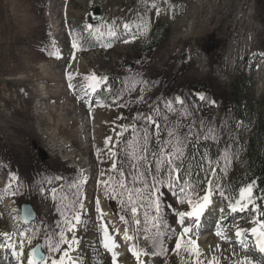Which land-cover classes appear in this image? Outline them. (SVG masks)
I'll list each match as a JSON object with an SVG mask.
<instances>
[{"label": "rangeland", "instance_id": "obj_1", "mask_svg": "<svg viewBox=\"0 0 264 264\" xmlns=\"http://www.w3.org/2000/svg\"><path fill=\"white\" fill-rule=\"evenodd\" d=\"M156 27L164 39L155 42L149 34ZM93 75L113 77L115 92L100 96L98 86L106 79L94 85ZM196 86L206 90L198 92ZM238 95L259 112L264 0H0V231L7 234L10 255L3 264H29V250L38 242L45 255L36 261L40 264H60L62 256L66 264L64 253L74 249L77 264H107L113 252L122 264H138L129 251L134 242L119 239L103 202L145 240L151 252L140 257L143 264H264V245L251 231L260 232L259 210L249 204L232 211L222 197L226 181L244 170L241 139L247 138L248 124L228 106ZM157 127L163 143L151 136ZM145 131L149 151L141 154L149 162L141 164L142 172L155 170L152 153L168 150L170 131L179 136L183 151L190 136L223 145L220 181L199 223L194 218L179 222L178 213L189 206L178 201L182 185L163 165V175L156 177L164 181L157 185V227L146 199L137 201L141 223L136 224L127 193L113 191L123 181L127 189L149 192L144 184L151 186L153 177L137 178L132 167L139 163L132 154L144 143ZM69 143L71 148H65ZM69 152L85 159L87 177L64 157ZM113 152L119 158L115 170ZM24 202L36 212L29 224L20 223ZM65 221L75 226L73 231ZM217 223L221 235L214 230ZM185 227L191 231L177 250L176 238ZM105 230L117 245L111 251L104 247ZM61 232L70 242L74 237L76 247L59 243ZM56 244L59 249L50 251Z\"/></svg>", "mask_w": 264, "mask_h": 264}, {"label": "trees", "instance_id": "obj_2", "mask_svg": "<svg viewBox=\"0 0 264 264\" xmlns=\"http://www.w3.org/2000/svg\"><path fill=\"white\" fill-rule=\"evenodd\" d=\"M158 33H161L160 35L163 37L159 39L160 35H158ZM163 34L164 33L156 27L150 32L149 39L155 42L160 41L164 39ZM215 77L218 78L217 76ZM116 85L115 79L111 76H107V81L100 91L101 95L105 97L108 95L111 96L116 90ZM105 87H107L106 90ZM193 88H195L196 91L206 90L203 86H196ZM260 105L261 108L259 112L255 113L244 95H238L237 99L228 102L233 116L239 121H247V128L249 129L246 140L243 142V139H241V149L242 152L245 151L244 170L242 173L230 177L224 185V196L230 203L235 202V198L240 193L242 187H247L253 182L255 183L253 184L251 195L252 202L257 204L264 200V99ZM162 134L161 127H157L151 136L155 137V141L159 140L160 143H163ZM222 148L223 145L219 144V142H214V140L207 141L202 138L196 139L191 136L187 140V145H184V155L175 162L176 165H180L179 173H176L175 176L178 177V181L184 184L185 193H189L194 200L197 197H202L205 190H210L211 192L214 186L219 183L220 174L217 172ZM115 160L116 165H118V154H116ZM79 180L82 182L80 175ZM185 181H187V185ZM192 188L195 189L194 192L191 191ZM187 198L186 195L181 193L178 200L181 201V199H184L185 202L181 204L187 206ZM112 212L121 220V216L116 209H113ZM260 217L264 220V213H262ZM122 223L128 230V234L133 237L134 244L138 250H143V252L146 253L151 252L143 238L131 233L128 222L123 220ZM0 234H2L1 231ZM9 258L5 236L0 235V264L6 262Z\"/></svg>", "mask_w": 264, "mask_h": 264}, {"label": "snow or ice", "instance_id": "obj_3", "mask_svg": "<svg viewBox=\"0 0 264 264\" xmlns=\"http://www.w3.org/2000/svg\"><path fill=\"white\" fill-rule=\"evenodd\" d=\"M125 27H127V25H125ZM110 35H114V33L109 32ZM73 48H76V42H73ZM71 78V77H69ZM90 79L94 82V85H98L101 82V79H107L105 78H97L95 75L91 76ZM71 87V85H69ZM145 119L149 122V123H155L153 118L151 116H147L145 117ZM169 135L173 137V141L168 142V150L165 151V149L163 147H161L159 149V154L157 155V153L153 152L152 155L154 157H156V161H155V170L154 171H141V164H147L148 161V157L146 155H142L141 153H146L149 151V149L147 148V131H145L143 140L144 143L139 145L133 152L132 154V160L133 161H139V163H133L132 167L136 170L137 173V178H143L146 177L148 175H151L153 177V184L151 186H149L147 183L144 184L145 188H149V192L147 194H145L143 192V190L141 188H135V189H127L124 182L121 181L118 183V187L114 188L113 191L117 192L119 195H124L125 193H127V197H128V203L131 205L130 207V211L132 213V218H133V222L136 224H140V220L137 219V212H138V208H137V201L138 199H146L148 201V205L147 207L149 208H153L155 210V216L152 217V225L153 227H157V221L160 220V213H161V199H160V194H159V188L157 187V185L159 184H163L164 181L162 180H157L156 177L158 175H163V173L161 172V165L165 166V168L168 170L169 172V176L173 178V180L178 179L177 176H174V174L179 173L180 170V165H176L175 162L177 159H179L180 157H182L184 155L183 152V145L182 142L180 141L179 136L175 133L170 131ZM108 140H110V138L106 139L105 143H108ZM112 155H115V153L113 152ZM175 165V166H173ZM117 167L116 163H113V170H115ZM121 175H124L123 171H121L120 173ZM13 179H15V176L13 175L12 177ZM105 183V187L107 189V187H109L110 185L108 184V182H104ZM255 182L249 184L247 187H242L240 189V199L236 201L237 205H240V209L239 210H244L247 207V204H241V201L244 199L248 200V203H252L251 200V195H252V189H253V184ZM185 184L187 185V181H185ZM169 187L172 186L171 183L168 184ZM179 191L186 195L187 198V204L190 208V211L187 212H179L178 213V217H179V222L181 224L184 223L185 218H195L196 223H199V218L200 216L204 213L205 209L209 206L211 200V192L210 190H205V193L202 197H197L195 200L191 197V195L189 193H185V187H180ZM192 192L195 191L194 188L191 189ZM111 198H116L115 196L111 197ZM181 203H184V199H181L180 201ZM229 207L231 208L232 211H237V207L235 205H229ZM97 210L99 211V201H97ZM146 216V221L147 222V213L145 214ZM73 220L76 221L77 224H79L81 222V218L79 214H75L73 216ZM121 220H124V217H121ZM65 223L67 224V230L68 231H73L74 229V225L69 222V221H65ZM262 228H264V225H261ZM147 231V229H145ZM191 231L190 228L185 227L183 228L181 234L179 237L176 238V249L179 250L181 249L182 245L185 244L184 241V237ZM252 233L256 234L258 239L260 240V243L262 245H264V231H260L257 232L256 228H253ZM0 235H7V234H0ZM217 235H221L220 232H217ZM237 236H240L241 233L238 231L236 233ZM104 238H105V242H104V247L106 249H108L109 251H111L112 248H115L117 245L115 243H110V237L107 233V231H104ZM124 239L126 240H132L133 237L130 236L128 234V230L125 229L124 232ZM73 242H75V238L73 237ZM59 243H69V241L65 238L63 232L60 233V242ZM187 244H191L193 245V248H195V241L192 240H188ZM39 245H37L36 248H34L32 250V252L29 254V264H36V261H34L32 259L33 256L36 255V253L39 251ZM59 249V244H56L54 246H50L49 250L50 251H56ZM164 249L161 248V251H163ZM129 251L132 252V255L135 256L138 260V264H143V261L140 260V257L142 255H144L145 253L143 252V250H137L136 247H131L129 249ZM261 251H264V247H261ZM64 256H67V252L64 253ZM41 260H43V257L40 258ZM112 259H113V264H116V254L113 252L112 254ZM52 264H57L56 261H53ZM60 264H64V257H61V261ZM72 264H75V262L73 261ZM211 264V262H210ZM245 264H250V262L245 261Z\"/></svg>", "mask_w": 264, "mask_h": 264}, {"label": "bare ground", "instance_id": "obj_4", "mask_svg": "<svg viewBox=\"0 0 264 264\" xmlns=\"http://www.w3.org/2000/svg\"><path fill=\"white\" fill-rule=\"evenodd\" d=\"M261 56L262 55H260V54H258L257 55V58L256 59H258V58H261ZM256 61V60H255ZM83 86V85H82ZM84 91V90H83ZM71 114H73V113H71ZM69 116H70V114H69ZM69 116H66V119H65V116L63 117V120L66 122L67 120H69ZM80 116V115H79ZM109 141V140H108ZM65 148H71L70 147V143H69V146L68 147H65ZM65 150L66 149H64V150H62V151H60V157H62L61 156V154H62V152H65ZM98 155V154H97ZM64 157H67V159H69L71 162H72V164L73 165H75V166H77L78 168H80V169H82V170H84L83 168H84V166H85V159L84 158H82L81 156H79V155H77V158H76V155L75 154H73L72 152H69V153H67V155H65ZM65 163H67V162H65ZM67 164H69V163H67ZM69 165H71V164H69ZM73 165H71V166H73ZM83 172V175H84V177H87V175H88V170H87V168L84 170V171H82ZM50 199H52V197L50 198ZM49 199V200H50ZM103 205H104V211L106 212V214L108 215V217L111 219V221L113 222V224H114V227H115V229H116V231H117V234H118V236H119V239L122 241V242H124L123 241V228H122V226H121V224H120V222L116 219V217L111 213V211L108 209V207L106 206V204L103 202ZM102 212H103V210H102ZM216 227L214 228V230L216 231V232H219L220 231V225H219V223H217L216 225H215ZM234 225H231V224H229L228 225V227L227 228H230V227H233ZM72 239V237L70 238V240ZM70 242V241H69ZM126 244V243H125ZM70 245L73 247H76V240H75V242H73V241H71L70 242ZM69 245V246H70ZM75 255L77 256V251H75V249L74 250H72L71 252H69L68 254H67V263L66 264H72V262L74 261L75 262V264H77L78 263V261L76 260V258H75ZM116 257H118L117 255H116ZM125 257V256H124ZM124 257H122V258H124ZM122 261H123V259H122ZM36 264H40V263H36ZM107 264H113V259H112V255H108V262H107ZM116 264H122L119 260H117L116 259Z\"/></svg>", "mask_w": 264, "mask_h": 264}, {"label": "water", "instance_id": "obj_5", "mask_svg": "<svg viewBox=\"0 0 264 264\" xmlns=\"http://www.w3.org/2000/svg\"><path fill=\"white\" fill-rule=\"evenodd\" d=\"M95 13H97V11ZM40 154H41V158H44V152L40 151ZM19 215H20V221L22 224H29V223L33 222L36 218V212L32 208L31 204L28 202H24L20 205ZM37 245L40 246L39 251L36 253L35 256L32 257V259L35 261H42L40 258L43 257V259H44L45 255L40 249L41 248L40 242L36 243L29 250L28 254H30L32 252V250L37 247Z\"/></svg>", "mask_w": 264, "mask_h": 264}]
</instances>
